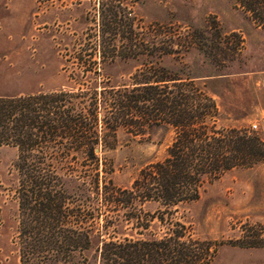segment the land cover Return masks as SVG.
<instances>
[{"label": "trees", "instance_id": "1", "mask_svg": "<svg viewBox=\"0 0 264 264\" xmlns=\"http://www.w3.org/2000/svg\"><path fill=\"white\" fill-rule=\"evenodd\" d=\"M101 1L98 44L80 49L70 87L0 97V147L17 153L11 192L19 262L210 264L220 244L194 238L175 217L177 207L197 201L224 174L263 163L264 140L219 126L215 100L177 58L195 50L216 68L236 53L241 36L233 33L232 42L211 27H190L181 37L161 23L136 31L131 8L142 0ZM228 1L264 32V0ZM132 61L142 69L130 82L106 73ZM158 126L173 131L163 159L143 167L129 187L116 186L118 133L145 136ZM230 244L264 248V239L249 228Z\"/></svg>", "mask_w": 264, "mask_h": 264}, {"label": "rangeland", "instance_id": "2", "mask_svg": "<svg viewBox=\"0 0 264 264\" xmlns=\"http://www.w3.org/2000/svg\"><path fill=\"white\" fill-rule=\"evenodd\" d=\"M102 3L0 0V97L70 87L72 72L79 71L80 49L98 44ZM131 11L136 31L161 23L166 31H177L181 37L190 27L191 31L211 27V32L219 31L232 42L233 33L241 36L236 53L221 59L216 68L205 64L195 50L177 59L190 67L192 77H199L196 83L215 100L219 126L249 129L264 140V32L260 28L228 0H142ZM166 61L167 65L174 63ZM138 69L142 66L133 61L118 62L108 66L106 73L130 82ZM172 139L173 131L167 126L155 127L145 136L119 132L111 153L113 183L129 187L143 167L163 159ZM16 156L15 149L0 147V264H20L15 244L17 207L11 192ZM155 208L145 206L148 212ZM175 217L189 227L194 238L220 244L210 264H264V248L230 244L241 240L249 228L264 239V162L206 184L197 201L177 207Z\"/></svg>", "mask_w": 264, "mask_h": 264}]
</instances>
